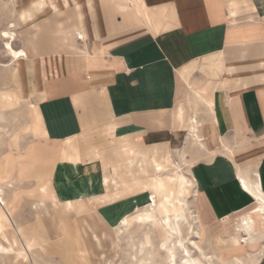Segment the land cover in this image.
Masks as SVG:
<instances>
[{"label":"crops","instance_id":"0c3cea01","mask_svg":"<svg viewBox=\"0 0 264 264\" xmlns=\"http://www.w3.org/2000/svg\"><path fill=\"white\" fill-rule=\"evenodd\" d=\"M7 1L25 57L5 52L0 117L28 109L33 138L7 160L23 182L75 185L55 197L92 201L100 248L151 198L130 190L162 181L165 212L188 209L212 264H264V0Z\"/></svg>","mask_w":264,"mask_h":264},{"label":"rangeland","instance_id":"374dc122","mask_svg":"<svg viewBox=\"0 0 264 264\" xmlns=\"http://www.w3.org/2000/svg\"><path fill=\"white\" fill-rule=\"evenodd\" d=\"M13 12L14 8L11 6L10 1L0 0V89L6 88V86H3L5 72L1 65H8L10 58L6 56L2 45L5 41L4 32H6L8 24H10L12 21L16 22ZM18 30L19 29H17L16 24L15 32L17 33ZM19 44L20 40L17 37L16 41L13 43V48H18ZM4 96L6 97V95ZM2 109L3 107L0 108V110ZM27 110L28 109L25 104L17 103L8 109H4L3 117H0V190L4 192L0 193V195L3 194L1 196L4 197L7 202H15V214L17 216L18 224H23L25 227H29L34 222L36 225L39 223L44 224L47 227V230H49V235L52 236V239H49L47 234V240L49 239V241L43 245L42 249H35L32 256L29 254V252L27 253L25 251L28 258H20L19 255H16L18 254L17 250L15 251L17 246L14 244V242L10 241V237H8V235L5 236L3 234V230L0 229V264H34V261L36 264H137L140 261L144 262L145 264H166L164 262L165 253L162 252L158 246L159 241L165 238L159 227L149 225L142 226V224L139 225V223L135 221V217L132 216L134 211H136L138 208L149 204V202H151V198L148 199L145 204L132 208L130 212L125 214L115 223L112 229L110 228V230H107V232L111 234L104 237L106 242L103 244V247L101 246L100 248L90 244L91 241H93L92 237L90 238L89 236L90 240L82 237L84 234L87 235V231L82 234L79 229L81 219L85 217L86 223L84 221V225L81 227L89 229L91 226L92 231L96 232L97 235H101L105 229L97 221L94 216L95 214L93 212H89V209L92 207L91 200L86 201L82 199L81 201L79 200V202L77 201L78 203L72 204L73 200L64 201L56 198V204H47L46 210L41 209L42 211L37 214L38 219L36 221V215L31 208L32 202H34L35 199L33 200L29 198L27 192L34 187V184L36 185L37 183L32 184L26 183L25 181L23 182V180L30 179L31 176L26 173L22 177V175L19 173L15 161L21 160L22 156L15 154L16 150L14 149V144L12 143L15 136H19L18 142L20 145H23L26 139L33 138L29 132L27 133V131H24ZM2 127H4V129ZM9 159H16L13 162L14 168L8 165L9 161L7 163V160ZM5 165L9 169L7 172H9L10 175L12 187H9L7 182H2L4 179H6L4 173H2L3 167H5ZM138 186H140L141 189L143 187L150 186V184L145 183ZM192 195L193 192L189 199L190 207ZM80 203L88 207L86 210H89L88 213L82 214L86 212H82V210L76 212V208L79 207ZM125 216L131 217V221H129L127 228H123L124 230L122 229L121 233H118L117 227L121 222V219L125 218ZM71 224L73 227L75 226L79 229L80 243L82 244L81 246L85 251V257L82 259L77 253H66V248L63 249L57 243L62 237V233L60 231L61 226H66L69 228ZM185 230L186 225H181V231L183 235H185ZM73 234L77 235L76 238L79 239L78 232ZM148 242L152 247H149L150 245H148ZM89 244L91 247L88 248ZM110 244H114V246L111 248ZM73 248L74 252L77 251L75 250V247ZM179 253L180 252L177 251V259L180 258Z\"/></svg>","mask_w":264,"mask_h":264},{"label":"bare ground","instance_id":"6f19581e","mask_svg":"<svg viewBox=\"0 0 264 264\" xmlns=\"http://www.w3.org/2000/svg\"><path fill=\"white\" fill-rule=\"evenodd\" d=\"M4 35H5L4 36L5 41L3 42L2 46L4 48V51L7 53V55H9V57H12V59L14 60L19 59V58H24L25 53L22 50H15L12 47V44L15 41L13 23L8 24L7 30L6 32H4ZM4 95L5 94L0 95V108L4 106L3 102H6L7 104L9 103L8 101L10 100L7 97V95L6 97ZM69 160L70 159H67L66 162H68ZM174 175L181 176L180 173H176ZM167 180H170V178H167ZM242 184H243L242 186L244 187V189L248 190L247 186L245 185V182L242 181ZM8 185L9 187H12L11 183H8ZM148 187H143L140 189V186H136L130 190L131 193L142 191V190H149L151 193V202H149V204H147L144 207L138 208L136 211H134L132 216L135 217V221L139 223V225L142 224V226L149 225V226L159 227L161 233L165 236V238L159 241V245L157 244L159 246V249L165 253L164 262L166 264H212L211 263L212 257L207 256L204 253L201 246H199L196 242V236H198V233L196 232L197 230L195 231L192 225V216L188 212V209L182 210L183 212H180L178 214L168 215L167 212H165L164 210L165 206H167V204H170L168 195L164 196V199H162V201L161 200L159 201L158 199L159 194H162V192L164 191V184L162 183V181L152 183ZM53 188L51 186V183L44 182V183H39L35 185L32 189H30L29 196L35 197L34 202H32L31 208L33 209L36 215V221L38 219L37 214H39V212L42 211L41 209L46 210L47 204H52V205L56 204V201H55L57 200L55 197L56 194H55V191H53L55 190V188H56V191H60V192L69 191L70 193L72 190H74L75 192H78V190L75 189V185H72V183H66L65 181L63 183H57V184L55 183V188L54 189ZM0 193H4V192L0 190ZM179 193H181V190H179ZM1 195H0V229L3 230V234L5 236L8 235V237H10L9 240L14 242V244L17 246V249H15V251L17 250L18 254L16 255H19L20 258H28L26 252L27 253L29 252V254L32 256L33 251L37 248L42 249L43 245L47 241H49V239H52L51 238L52 236L49 235L50 234L49 230H47V227L44 224L39 223L38 225H36L34 222L29 227H25L23 226V224L22 225L18 224V222H16L15 202H7L4 199V197H2ZM78 202L73 201L72 204H76ZM181 202L182 200L179 203V207H181ZM184 205L186 207L185 203L183 204V206ZM260 208H262V206ZM87 209H88L87 206L80 203L79 207L76 208V212H79L80 210L84 212ZM261 211L262 210L259 209V212ZM129 221H131V217L129 216L128 217L125 216V218L121 219V222L119 221L120 223L117 227L118 233H121L123 228H127ZM183 224L186 225L185 235H183L181 231V225ZM108 230H110V228ZM60 231L62 233V237L60 241L57 243L63 249L66 248V253L74 251L73 247H75V250H77L78 245L75 244L73 241H71V238L74 237V234L69 232L68 228H65L64 226H61ZM47 234L49 238L48 240H47ZM110 234L111 233L107 232L103 235L105 237L106 235H110ZM89 236L90 238L92 237V240L94 241V243L98 242L97 234L96 232L92 231L91 226L89 228L88 237ZM148 245H150L149 247H152L149 242H148ZM177 251L180 252L179 253L180 258L178 259L176 257ZM75 253L78 254L77 251H75ZM34 264H36L35 261H34ZM137 264H145V263L140 261Z\"/></svg>","mask_w":264,"mask_h":264}]
</instances>
